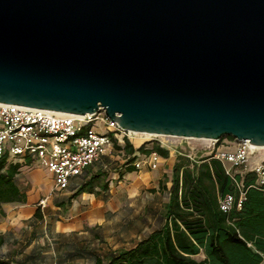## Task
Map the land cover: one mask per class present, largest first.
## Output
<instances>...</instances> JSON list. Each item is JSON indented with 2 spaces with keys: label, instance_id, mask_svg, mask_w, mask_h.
I'll return each instance as SVG.
<instances>
[{
  "label": "water",
  "instance_id": "95a60500",
  "mask_svg": "<svg viewBox=\"0 0 264 264\" xmlns=\"http://www.w3.org/2000/svg\"><path fill=\"white\" fill-rule=\"evenodd\" d=\"M0 104L264 147V0H0Z\"/></svg>",
  "mask_w": 264,
  "mask_h": 264
},
{
  "label": "crops",
  "instance_id": "0c3cea01",
  "mask_svg": "<svg viewBox=\"0 0 264 264\" xmlns=\"http://www.w3.org/2000/svg\"><path fill=\"white\" fill-rule=\"evenodd\" d=\"M137 139L129 140L136 150L146 143ZM160 143L170 156L161 157L157 169L136 167L143 156L136 151L131 165L135 171L128 172L129 157L116 148L124 145L116 143L80 177L72 178L67 190L58 192L53 174L41 165L5 159L3 173L18 166L14 183L19 199L0 204L2 259L8 264H95L99 255L131 248L160 230L166 222L163 210L170 200L173 169L183 154ZM81 188L85 191L78 194ZM205 258L204 252L196 257Z\"/></svg>",
  "mask_w": 264,
  "mask_h": 264
},
{
  "label": "trees",
  "instance_id": "16d2710c",
  "mask_svg": "<svg viewBox=\"0 0 264 264\" xmlns=\"http://www.w3.org/2000/svg\"><path fill=\"white\" fill-rule=\"evenodd\" d=\"M116 148L129 157L128 172L135 171L131 165L136 151L170 156L157 140L136 150L127 139L124 147ZM4 167L5 159L0 161V204L19 199L14 183L18 166H11L7 174ZM84 191L81 188L78 194ZM228 195L234 197V204L224 212L220 202ZM163 216L166 222L160 230L131 248L99 255L95 264H261L264 260V182L256 172L228 174L214 155L196 161L179 155ZM36 218L41 219V213ZM2 243L0 239V247ZM202 252L206 258L198 261ZM0 264H8L1 255Z\"/></svg>",
  "mask_w": 264,
  "mask_h": 264
},
{
  "label": "built area",
  "instance_id": "2783aa9c",
  "mask_svg": "<svg viewBox=\"0 0 264 264\" xmlns=\"http://www.w3.org/2000/svg\"><path fill=\"white\" fill-rule=\"evenodd\" d=\"M144 136L147 135L125 130L113 122L104 110L77 115L0 104V161L23 159L41 165L53 174L55 192L67 190L72 178L80 177L116 143L125 145L127 139ZM260 151L249 141H237L235 150L216 152L214 147L210 155L222 162L228 174L245 167L246 172H256L264 182V157L251 164L253 156ZM141 158L136 167L149 165L157 169L161 161L157 153ZM233 204L234 197L231 195L220 202L224 212L230 211ZM238 206H241V201Z\"/></svg>",
  "mask_w": 264,
  "mask_h": 264
},
{
  "label": "rangeland",
  "instance_id": "374dc122",
  "mask_svg": "<svg viewBox=\"0 0 264 264\" xmlns=\"http://www.w3.org/2000/svg\"><path fill=\"white\" fill-rule=\"evenodd\" d=\"M145 140L146 142L157 140L159 142H164L168 144L171 149H175L177 152H182L183 154H187L191 156L194 160H200L204 157L208 156V153L212 151L215 147L217 151H233L235 144H237V140H232L229 137H224L221 141L214 142L209 140H200V139H183V138H173V137H156V136H144L138 137L137 143ZM264 157V151L256 153L253 156L252 160L260 159ZM236 171L246 172L245 167L240 168ZM166 178V177H165ZM167 180V178H166Z\"/></svg>",
  "mask_w": 264,
  "mask_h": 264
},
{
  "label": "bare ground",
  "instance_id": "6f19581e",
  "mask_svg": "<svg viewBox=\"0 0 264 264\" xmlns=\"http://www.w3.org/2000/svg\"><path fill=\"white\" fill-rule=\"evenodd\" d=\"M147 136H151V135H147ZM258 149L264 151V147H258Z\"/></svg>",
  "mask_w": 264,
  "mask_h": 264
}]
</instances>
